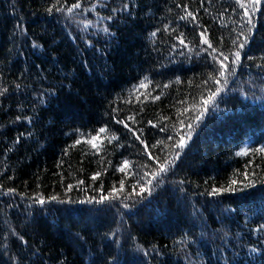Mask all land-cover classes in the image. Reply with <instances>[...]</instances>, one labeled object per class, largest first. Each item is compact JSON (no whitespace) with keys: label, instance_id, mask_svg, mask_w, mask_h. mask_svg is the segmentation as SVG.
<instances>
[{"label":"trees","instance_id":"16d2710c","mask_svg":"<svg viewBox=\"0 0 264 264\" xmlns=\"http://www.w3.org/2000/svg\"><path fill=\"white\" fill-rule=\"evenodd\" d=\"M261 149L264 0H0V264H264Z\"/></svg>","mask_w":264,"mask_h":264},{"label":"snow or ice","instance_id":"6c2138e0","mask_svg":"<svg viewBox=\"0 0 264 264\" xmlns=\"http://www.w3.org/2000/svg\"><path fill=\"white\" fill-rule=\"evenodd\" d=\"M255 2L258 3L259 0H255ZM241 6L243 7L244 5L242 4ZM74 7H78V5H74ZM69 11H71V9H69ZM153 35H155V33H153ZM201 35L203 36L204 34L201 33ZM205 43H208L207 39H205ZM209 47H211V45H209ZM241 47H243V45H241ZM235 55H236L237 59H239L240 53L237 52ZM225 59H227V57H225ZM221 74H223V73H221ZM214 95H215V93H213L211 96H209L208 100H205V104L209 103L213 99ZM197 119H200V117H197ZM189 127H191V126H189ZM100 131L103 132L104 129H101ZM93 146L95 147V145H93ZM180 146L183 147V141H181ZM261 151H264V149H261ZM161 170H163V169H161ZM233 183H235V181H233ZM216 191H219V190H216ZM40 202L43 203V201H40Z\"/></svg>","mask_w":264,"mask_h":264}]
</instances>
